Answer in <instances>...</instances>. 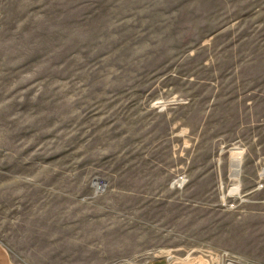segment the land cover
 I'll return each mask as SVG.
<instances>
[{"label":"rangeland","instance_id":"rangeland-1","mask_svg":"<svg viewBox=\"0 0 264 264\" xmlns=\"http://www.w3.org/2000/svg\"><path fill=\"white\" fill-rule=\"evenodd\" d=\"M263 169L264 0H0L15 264H264Z\"/></svg>","mask_w":264,"mask_h":264},{"label":"bare ground","instance_id":"bare-ground-1","mask_svg":"<svg viewBox=\"0 0 264 264\" xmlns=\"http://www.w3.org/2000/svg\"><path fill=\"white\" fill-rule=\"evenodd\" d=\"M231 152H232V160H233V163H232V171L230 173L231 177L234 178V179H238L239 178V173H240V163H241V154H242V151H240L238 149V147H233L231 148ZM263 172H264V169H263ZM97 187H100V182H95L94 183ZM239 189V185L238 184H234L233 186L230 187V194L233 193L234 195H236L237 191ZM172 254H168V258L171 259L172 258ZM231 263V262H230Z\"/></svg>","mask_w":264,"mask_h":264},{"label":"crops","instance_id":"crops-1","mask_svg":"<svg viewBox=\"0 0 264 264\" xmlns=\"http://www.w3.org/2000/svg\"><path fill=\"white\" fill-rule=\"evenodd\" d=\"M0 264H15L11 254V250L1 239H0Z\"/></svg>","mask_w":264,"mask_h":264},{"label":"built area","instance_id":"built-area-1","mask_svg":"<svg viewBox=\"0 0 264 264\" xmlns=\"http://www.w3.org/2000/svg\"><path fill=\"white\" fill-rule=\"evenodd\" d=\"M263 178H264V172H263V170H262V171L260 172V180H259V182H258V184H257V188H261V187H263V185H264V182L262 181Z\"/></svg>","mask_w":264,"mask_h":264}]
</instances>
